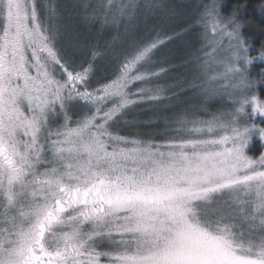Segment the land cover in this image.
<instances>
[{
  "label": "snow or ice",
  "instance_id": "6c2138e0",
  "mask_svg": "<svg viewBox=\"0 0 264 264\" xmlns=\"http://www.w3.org/2000/svg\"><path fill=\"white\" fill-rule=\"evenodd\" d=\"M250 25L223 0H0V264H264Z\"/></svg>",
  "mask_w": 264,
  "mask_h": 264
},
{
  "label": "trees",
  "instance_id": "16d2710c",
  "mask_svg": "<svg viewBox=\"0 0 264 264\" xmlns=\"http://www.w3.org/2000/svg\"><path fill=\"white\" fill-rule=\"evenodd\" d=\"M223 2L228 10H230V7L235 4L247 5L248 19L251 20V25L246 31L255 41L254 47L257 51L253 52V55H257L260 44L264 42V35H261L260 31V29L264 27V24H261L259 12V6L262 0H223Z\"/></svg>",
  "mask_w": 264,
  "mask_h": 264
},
{
  "label": "rangeland",
  "instance_id": "374dc122",
  "mask_svg": "<svg viewBox=\"0 0 264 264\" xmlns=\"http://www.w3.org/2000/svg\"><path fill=\"white\" fill-rule=\"evenodd\" d=\"M169 48L170 49H174L175 48V45H169ZM167 51V49L165 50ZM258 55V54H257ZM255 56V55H254ZM264 68V64H260L259 62H255L252 66H251V75L253 77H257V74L260 72V70ZM253 91L258 94L261 99H264V83H260V84H257V86L253 89ZM250 111V109H249ZM255 123L257 126H260V127H264V122L261 121V119L259 117H257L254 121H249V123ZM254 142L255 144L258 146L259 145V140H256L255 141V138H254ZM255 144L253 145V148L255 147Z\"/></svg>",
  "mask_w": 264,
  "mask_h": 264
}]
</instances>
